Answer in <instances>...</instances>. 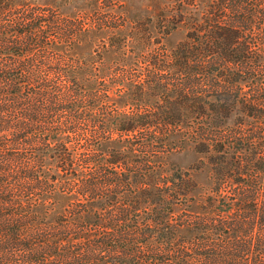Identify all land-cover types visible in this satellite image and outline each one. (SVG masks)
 Here are the masks:
<instances>
[{"label":"trees","instance_id":"1","mask_svg":"<svg viewBox=\"0 0 264 264\" xmlns=\"http://www.w3.org/2000/svg\"><path fill=\"white\" fill-rule=\"evenodd\" d=\"M28 3L0 0V264H264V0Z\"/></svg>","mask_w":264,"mask_h":264},{"label":"rangeland","instance_id":"2","mask_svg":"<svg viewBox=\"0 0 264 264\" xmlns=\"http://www.w3.org/2000/svg\"><path fill=\"white\" fill-rule=\"evenodd\" d=\"M20 2H29L28 5L30 7H35L38 11L44 13V17H50L51 14L59 11L68 12L74 7H77L78 4L85 2L86 0H13ZM103 6L111 5L113 6L117 12L113 13L118 18L128 17L131 21L135 22L136 20H145L149 21V19H157L159 13L158 4L162 0H99ZM26 9L24 6L21 8H17L16 10H12L7 12L2 18L12 19L17 16L16 14H20L25 12ZM123 12V13H122ZM112 14V13H111ZM112 14V15H113ZM48 33L52 35L57 31V27L53 25H49L46 28ZM184 34L183 30L178 31L177 33L171 36V41H176ZM156 35V32H155ZM72 51L77 55L88 54L92 51H96V47L93 44L87 43H75L73 45ZM146 68H149L148 66ZM84 128H88V123H81ZM200 155L196 154L192 151H184L180 153L173 154L172 162L174 164H182L185 166L193 165L195 162L199 160Z\"/></svg>","mask_w":264,"mask_h":264}]
</instances>
